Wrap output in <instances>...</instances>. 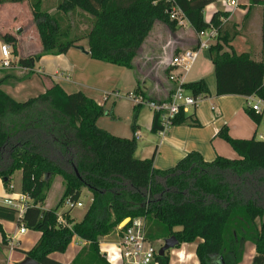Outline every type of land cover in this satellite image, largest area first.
I'll use <instances>...</instances> for the list:
<instances>
[{
    "label": "trees",
    "instance_id": "1",
    "mask_svg": "<svg viewBox=\"0 0 264 264\" xmlns=\"http://www.w3.org/2000/svg\"><path fill=\"white\" fill-rule=\"evenodd\" d=\"M220 0H60L56 13L42 8L41 0H0V4L27 2L39 35L42 52L21 58L19 66L34 69L45 55H62L82 40L87 41L91 59L128 70L156 23L174 32L178 24L170 11L178 8L195 33L216 29L217 38L208 49L214 67L217 96H255L264 101V0H250L262 7V52L259 61L249 53L236 54L231 43L240 34L236 27L221 21L228 13L216 12L205 21L206 8ZM77 12L91 23L84 37L71 38L63 31L64 16ZM14 53L17 39L0 37ZM196 48V47H195ZM170 71L165 73L169 75ZM29 75H5L0 80V179L8 188L15 171L22 172L21 194L31 204L23 216L0 204V235L5 238L2 221L17 222L40 233L34 247L24 252L39 264H63L51 257L64 253L75 237L86 242L70 264H109L100 254L102 238L117 232L126 220L146 217L151 241L176 238L182 244L198 240L199 264H241L245 246L255 248L251 264H264V141L234 139L225 127L218 136L230 145L238 158L218 156L207 162L199 152H190L174 167L154 168V156L136 158V124L132 137L115 136L98 125L112 110L99 105L82 92L67 94L58 84L46 93L17 102L1 86L22 82ZM194 96H206V79L187 83ZM173 89L169 92V95ZM134 93L148 99L140 83ZM168 95V96H169ZM142 107L135 106V121ZM246 114L260 124L262 114L247 107ZM200 127L193 116L180 114L175 125ZM161 118L154 114L151 132L161 131ZM60 176L65 183L55 209H43L49 177ZM92 193V203L80 222L63 213L68 227L57 223V210L67 199L79 202L82 190ZM5 240V239H4ZM169 264V256H157Z\"/></svg>",
    "mask_w": 264,
    "mask_h": 264
},
{
    "label": "crops",
    "instance_id": "2",
    "mask_svg": "<svg viewBox=\"0 0 264 264\" xmlns=\"http://www.w3.org/2000/svg\"><path fill=\"white\" fill-rule=\"evenodd\" d=\"M41 1L42 5L49 1L54 2L53 8H51L49 13H56L57 4L60 0ZM216 12H228L227 0H220L209 5L204 12L205 21L209 22L212 15ZM78 15L81 16V18L84 16V18H88L81 13H78ZM30 22L33 23V27H30ZM26 24L30 28L29 30H24V25ZM227 24H229L231 28L236 27V29L240 31V34L231 43L236 54L249 53L255 61H259L261 58L263 39L262 7L250 6V0H239V8L233 14H229ZM185 25L186 27L184 28H187V25L189 26L188 23H185ZM189 28L191 29V26ZM35 30L31 7L27 2L0 4V37L9 34L17 39V50L15 53L13 48L9 45L14 56V68L8 71H0V80L4 79L5 75H15L16 77L29 75V78L16 84H12V82L9 81L3 84L1 89L15 101L25 102L27 99L35 98L46 93L53 84H58L67 94L82 92L99 105H104L106 109L112 110L116 117L117 102L113 101L108 106L111 99H116V97L110 93H113V90H115L121 94L122 89H124L127 94L134 93L138 87V82L136 86L134 85V88L131 87L127 89L122 87L123 80L127 77L128 73L131 71L133 72V70L91 59L87 42L86 45L81 44L84 42L83 40L65 54L42 56L40 60L37 61L38 64L37 62L34 64V69L32 70L23 68L18 64L21 58L34 57L42 52L39 35L35 33ZM164 32L171 31L167 26L156 23L140 49L139 52H143V50L146 49L145 47L150 49L151 53L146 55L147 62L159 59V53L157 52L159 48L163 50L162 55L164 59L166 57L169 59L173 52L179 53L183 50L197 49V35L196 38H184L179 44H176V41L173 40L164 45L159 36V33L164 35ZM3 43L4 42L0 38V47ZM30 43H35L37 48L34 52L25 53L24 46ZM202 57V66L200 65L196 70L194 69L195 67H192L190 71L184 75L185 84L206 79L209 87V94L206 95L205 99L198 104L190 115H188L193 116L200 123V127H192L186 124L175 125L167 131L164 137L160 136L158 141L154 140L146 143L142 147V156L138 158L150 159L154 156L153 166L157 170H167L174 167L188 153L193 151L199 152L207 162L215 160L218 156L229 159L238 158V155L230 145L218 136L220 130L225 127L228 129L229 135L234 139L250 140L255 138L264 141V121L260 124H256L245 112V109L248 107L247 97L235 95L217 96L214 67L208 58V50L201 51L197 61ZM138 58L139 54L136 60ZM160 62H158L156 67L159 68L158 65ZM135 65L136 72L144 80L153 82V85L151 84L152 82L149 85L146 84V82H144L142 86L140 84L141 90L146 93L148 99H165L174 87V84L171 83L168 80V76L165 75V73L171 69L168 64L164 66L165 78L161 81L158 80L156 76L151 75V71H147L143 66L139 65L138 61H136ZM212 105L216 107L215 112L212 111ZM140 111L136 121H134L136 124L134 136L136 134L139 136V139H142L141 131L144 127L151 131L154 114L149 110V113L144 114L142 117ZM263 119L264 111L262 120ZM100 120L98 121L99 126ZM143 121L144 124L142 123ZM108 131L112 134L110 130ZM132 135L131 131L130 137H132ZM157 136L159 137L158 134ZM130 137L122 136V138ZM139 139H137V143ZM138 150L137 146L136 152H138ZM0 189L1 192H3V194H0V201L2 197L10 196V192H7L3 181ZM0 204L2 205L1 202ZM1 223L4 229L5 240L0 235V264H19L26 258L24 254L16 252L18 250L17 247L22 242L19 241L21 236H19L17 240L18 246H15V250H11V238L17 233L18 229L16 228L14 234L10 236L12 227H9L11 225L8 224L15 223L7 221H2ZM38 237L40 238V236ZM75 238L78 239L80 245L71 259H74L81 248L86 245V242L77 237ZM199 242H201V240L193 244H182L176 252H171L172 258L169 260V264H183L182 261L179 260L180 254L186 257L187 261L185 264H198L195 258L196 248ZM247 246L248 243L245 247ZM249 248L250 253H255L253 245L250 244ZM5 253H7V255H5ZM253 256L254 255L250 254L248 257L250 264ZM51 257L63 263L53 254Z\"/></svg>",
    "mask_w": 264,
    "mask_h": 264
},
{
    "label": "built area",
    "instance_id": "3",
    "mask_svg": "<svg viewBox=\"0 0 264 264\" xmlns=\"http://www.w3.org/2000/svg\"><path fill=\"white\" fill-rule=\"evenodd\" d=\"M228 14H233L239 8V0H227ZM170 18L176 21L178 27H186L188 23L184 14L176 7L170 11ZM221 21L226 23L227 18H221ZM189 24V23H188ZM198 37L197 49L183 50L179 53L173 52L168 59L170 69L168 80L174 84L173 92L163 100L144 99L137 93H129L126 98L132 101L135 106H141L149 109L153 114H159L161 118V131L159 136L164 137L167 131L174 126V120L180 114L190 115L196 109L198 104L205 99V96H194L190 91L184 88V75L190 71L197 61L198 55L203 50H208L211 44L217 38V30L211 29L196 33ZM0 71H8L14 68V56L11 47L3 43L0 47ZM116 98H121V94L116 92L113 94ZM247 105L256 114H262L264 111V101L255 97H247ZM212 111H216V107L212 105ZM135 138L139 136L135 134ZM11 188V187H10ZM12 189V188H11ZM31 200L27 195L17 194L8 197H2L1 203L4 206L16 209L17 217L20 219L26 209L31 205L26 203ZM65 206L68 210L82 208L80 202L74 203L67 199ZM57 223L61 227H68V223L64 219L63 214L58 215ZM147 219L146 217L128 220L120 225L115 233V240L112 242H99L100 254L109 264H160L157 261L159 251L147 234ZM27 228L24 225H19L17 233L11 238V250H15L16 242L19 236L25 235ZM179 260L183 261L179 256Z\"/></svg>",
    "mask_w": 264,
    "mask_h": 264
},
{
    "label": "rangeland",
    "instance_id": "4",
    "mask_svg": "<svg viewBox=\"0 0 264 264\" xmlns=\"http://www.w3.org/2000/svg\"><path fill=\"white\" fill-rule=\"evenodd\" d=\"M53 4L54 2H47L46 4L42 5V8L44 11L50 12L51 8H53ZM79 12H77L76 14L73 15H68V16H64V18L62 19V27H63V31H67L70 35L71 38H77V37H84L86 35V33L90 30L91 28V23L86 19V18H81V16L78 15ZM30 27H33V23H29ZM25 29L24 30H29L30 28L28 27V25H24ZM190 25H187V28H184V26L182 27H177V29L174 32H164V35L162 33H159V36L161 38V42L164 43V45L169 42V41H176V44L181 43V40H184V38H196V33L195 31L191 28H189ZM189 28V29H188ZM33 29V28H32ZM35 33L36 30H35ZM37 35V34H36ZM84 42H82V45H86V40H83ZM173 46V45H172ZM37 48V45L35 43H30V44H26V46H24V52L25 53H29V52H34V50ZM146 49L143 50V52H139V58L136 60L138 61L139 65L143 66V68L147 71H151V75H154L158 78V80H164L165 75H164V66L167 65L168 61H167V57L164 59V56L162 55V49L159 48V50L157 51L159 53V59L158 60H153V61H148L146 60V55L150 54V49L145 47ZM156 52V53H157ZM169 55V53H168ZM202 58H199V60L197 61V63L193 66L195 67L194 69H198V67L201 65L202 66ZM135 61V64H136ZM155 61V62H154ZM161 61V62H160ZM159 63V68L156 67V65ZM145 63V64H144ZM38 64V62H37ZM136 66V65H135ZM26 76V75H25ZM140 83L141 86L144 82H146V84H150L152 81L150 80H144L137 72H136V67L135 70H133V72L131 71L130 73H128L127 77L123 80L122 82V87L123 88H134V85L136 86V84ZM153 85V82L151 83ZM116 91L113 90V93L110 94H114ZM124 91V89H122L121 92V96H123L122 98H116V99H111L108 103V106L110 105L111 102L116 101L117 102V111L115 112V115L117 117V119L112 120L108 115H104V117H102V119L100 120V128L105 129V130H110V132H112V134H114L115 136H131V127L135 121V112H134V103L132 101H130L128 98H126V96H128V94ZM28 100V99H27ZM141 114L142 117L144 116V114L149 113V109L147 108H142L141 109ZM264 119L261 121L263 122ZM144 124V121L142 122ZM107 130V131H108ZM109 132V131H108ZM118 134V135H116ZM141 135H142V139L138 140V152H136L135 156L136 158L141 157L143 154V146L148 143L149 141H158V138H160V136L158 137L157 134L152 133L150 130L145 129V127L142 129L141 131ZM21 182H22V172L17 170L14 172L12 178H11V183L8 186V188H6L7 192H10V195H14V194H21ZM2 180L0 179V186H1ZM12 189H11V188ZM64 188H65V183L64 180L60 177V176H50L49 177V188L48 190L45 192V197L46 200L40 205L42 208L44 209H55L56 206L59 204L60 199L63 195L64 192ZM0 194H3V192H1L0 189ZM79 202L83 204L82 208H75L72 211H70V218L72 220H74L75 222H80L83 219V216L85 214V212L87 211V209L89 208L90 204L92 203V193L84 188L82 190L81 193V197L79 199ZM26 203L28 204H33L32 199L27 201ZM67 207L65 206V203L57 210V216L60 214H63V212L67 211ZM65 219V218H64ZM66 220V219H65ZM67 222V221H66ZM15 224H8L11 225L9 227H12V229L10 230V236H12L14 234V230L19 227V224L17 222H13ZM122 225V224H121ZM147 228L148 230L150 229V225L147 224ZM115 233L104 237L101 239V241L104 242H112L113 240H115ZM40 233H38L37 231H33V230H27V233L23 236L20 237L19 241H22L19 246L17 247V251L18 253L24 254V252L31 250L34 245L38 242ZM37 238V239H36ZM164 239L161 240H154L152 241L153 244L157 247L160 248L161 246L164 245ZM17 244V242H16ZM80 243L78 241V239L74 238L72 243L68 246V248L66 249V251L64 253H54L53 255L56 256L57 258H59L60 261H62L64 264H70L74 259L73 258L77 248L79 247ZM250 243H248V246L245 247V254L243 257V261L241 262V264H250L249 263V255H254L255 253H250ZM178 249H173L170 250L169 252H167L166 254L169 256V260L172 258V254L171 252H176ZM5 255H7V253H5ZM253 256V257H254ZM76 257V256H75ZM74 257V258H75ZM175 258V257H173ZM56 260V259H55ZM186 257L185 259H183L182 263L185 264L186 263ZM195 261L198 262L197 256L195 258Z\"/></svg>",
    "mask_w": 264,
    "mask_h": 264
},
{
    "label": "water",
    "instance_id": "5",
    "mask_svg": "<svg viewBox=\"0 0 264 264\" xmlns=\"http://www.w3.org/2000/svg\"><path fill=\"white\" fill-rule=\"evenodd\" d=\"M128 220L124 221L127 222ZM179 246V242L176 240V238L171 237L169 239H166L164 241V245L161 247L160 251H159V256L163 257L166 255L167 252H169L170 250L176 249ZM19 264H39L38 262H36L35 260L26 257L22 262H20Z\"/></svg>",
    "mask_w": 264,
    "mask_h": 264
},
{
    "label": "bare ground",
    "instance_id": "6",
    "mask_svg": "<svg viewBox=\"0 0 264 264\" xmlns=\"http://www.w3.org/2000/svg\"><path fill=\"white\" fill-rule=\"evenodd\" d=\"M180 258H185V256L183 254H180Z\"/></svg>",
    "mask_w": 264,
    "mask_h": 264
}]
</instances>
